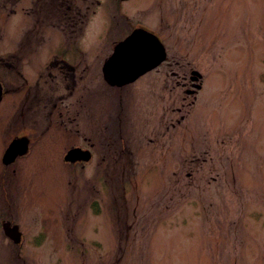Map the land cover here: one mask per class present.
Wrapping results in <instances>:
<instances>
[{
    "label": "rangeland",
    "instance_id": "374dc122",
    "mask_svg": "<svg viewBox=\"0 0 264 264\" xmlns=\"http://www.w3.org/2000/svg\"><path fill=\"white\" fill-rule=\"evenodd\" d=\"M94 1L0 0V264H264V0ZM136 27L167 57L112 87Z\"/></svg>",
    "mask_w": 264,
    "mask_h": 264
},
{
    "label": "water",
    "instance_id": "95a60500",
    "mask_svg": "<svg viewBox=\"0 0 264 264\" xmlns=\"http://www.w3.org/2000/svg\"><path fill=\"white\" fill-rule=\"evenodd\" d=\"M166 58V51L158 38L147 30L137 28L131 34L119 41L112 51V54L104 61L102 75L104 81L111 86H125L127 83L134 82L147 71L158 67ZM201 74L197 70H192L191 79L197 80ZM195 88H201L197 84ZM192 91V90H191ZM191 91H187L190 93ZM2 85L0 82V100L2 98ZM28 139L23 136L13 138L4 150L1 163L9 165L19 157L23 156L28 149ZM91 157V152L83 150L80 147H74L67 150L63 157L66 162L75 163L77 161H86ZM2 229L5 235L16 244L21 241V232L17 225H11L6 221Z\"/></svg>",
    "mask_w": 264,
    "mask_h": 264
},
{
    "label": "flooded vegetation",
    "instance_id": "af4514ba",
    "mask_svg": "<svg viewBox=\"0 0 264 264\" xmlns=\"http://www.w3.org/2000/svg\"><path fill=\"white\" fill-rule=\"evenodd\" d=\"M92 1V3L95 5V1L94 0H91ZM81 8H82V4H80V6H77V4H76V6L75 7H70L69 9H73V10H75L74 11V13L72 14L73 16H70L69 18L70 19H68V20H66V22H70V21H74L75 20V18H74V16L76 17V19L77 20H80V10H81ZM66 56L65 57H62L61 59L58 57V56H55V55H53V56H55L56 57V59H58V62H55V64H56V66H58L57 68H58V70L57 71H59L60 73L62 72V71H66V70H68L70 73H74V72H76V70H78V69H81L80 68V66L79 65H77V63H73V62H71V64L69 63L70 62V58H69V55L67 56V54H65ZM69 61V62H68ZM77 62V61H76ZM52 64H54V62H52ZM85 69V67L83 66V68H82V71ZM189 81H190V85L193 87V86H195V83L193 82V81H191V79H189ZM0 82H1V85H2V90H3V96L5 95V87H4V83H3V81H2V79H0ZM121 88V87H120ZM187 90H191V88H187L186 89V91ZM193 93H195L194 91H192L191 92V94H193Z\"/></svg>",
    "mask_w": 264,
    "mask_h": 264
}]
</instances>
